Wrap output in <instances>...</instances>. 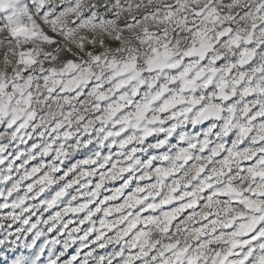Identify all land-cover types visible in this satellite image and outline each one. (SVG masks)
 Masks as SVG:
<instances>
[{"label":"snow or ice","instance_id":"6c2138e0","mask_svg":"<svg viewBox=\"0 0 264 264\" xmlns=\"http://www.w3.org/2000/svg\"><path fill=\"white\" fill-rule=\"evenodd\" d=\"M186 3L187 0H168L164 5H153L140 11L139 0H136V3H133V0H107V4L103 7L100 6V0H62V2L61 0H0V115L14 110L17 91L21 92V99L26 98L23 90L18 89V85H29L26 95L27 98H32L34 77L41 83L51 80L64 84L65 87L70 82L72 83L70 91H64L59 87L48 91L51 92L52 97L62 93L64 96H76L78 101H83L95 87H107L99 84L102 77L92 68L99 64L116 67L118 63L123 67H131L130 62L138 59L135 53L142 51L139 45L144 43V38L152 36H164L166 39L163 46L149 48V53H155L156 61L162 57L167 58L170 55L168 49L174 46V42L170 43L167 40L169 31L172 32L175 40L186 37L189 43H194L191 51L229 45L231 41L229 47L235 46V54L231 57L221 55L213 62L217 66H222L229 59L235 61L230 67L232 74H238L240 77L236 81L239 89L246 92L249 99L256 90L264 94V87L261 86V82H264V40L260 39L264 36V20H262L264 0H257L256 4H249L244 8L240 7L239 0H207L205 6L199 9L186 7ZM133 9L138 14H130ZM148 18H151L153 23L161 24L162 28L153 33L151 27H145L136 36H132L127 31ZM245 20L251 22L246 46L236 45L234 37L237 30L234 25L237 21ZM257 20L262 22L257 24L255 23ZM189 21L195 23L190 24ZM205 26H207V35H204ZM97 30L104 33L102 39L95 35ZM197 34H200L199 42H195ZM212 35H215L217 40L209 45L207 41ZM133 40L137 41L135 45L129 43ZM9 45L15 47L10 48ZM121 52L127 53L123 59L120 58ZM13 56L17 68L8 66L5 70L6 62ZM185 57H190V51H185ZM89 61L92 68H89ZM170 67L175 68L176 65L172 64ZM192 67L194 68L195 65ZM37 68L40 70L36 71ZM190 70L186 69V72ZM10 77L14 79L9 82ZM191 82L185 80V84ZM140 83L143 84V81L141 80ZM208 83H211V80ZM81 84L84 85L82 90L77 86ZM116 87L119 88L120 84ZM167 106L166 103L164 108ZM164 108H161V111H164ZM206 112L207 109L199 111L197 118L204 117ZM248 116L253 124L264 122V113L256 107L251 108ZM56 125L62 127L59 121H56ZM7 126L9 130L16 129L19 146L15 150L10 148L6 150L0 145V165L5 163L3 156L8 155L9 152L16 170H24L26 165L27 170L23 171L22 175L18 171V179L23 181L18 187L21 190L26 188L28 197L21 196L16 201L20 191L15 193L9 191L8 195L11 197L9 203L5 202L4 194L0 193V217L12 212L15 221L6 224L8 233L0 234V242H2L0 252H5V248L16 239L17 235L23 239L24 234L29 233L26 242L31 241L41 225H47L45 231L50 232L53 237L59 233L60 239L63 240L64 232L60 228L54 229L50 221L59 218L61 208L57 206V201L65 196L67 189L72 188V184H67L66 187L55 184L53 176L41 172V168L37 165L41 163L42 158L48 161L56 159L63 166L61 169H53L55 175L71 179L69 172L64 170L69 168V163L62 162L59 158L67 156L68 150L74 149L76 155L70 161L72 171L76 170V160H79L86 169L89 155L95 145L91 144L89 134L84 136L83 141L73 140L66 135L67 145L57 139L56 144L59 147L53 150L51 144L42 146L40 141L33 139V136L40 131L39 128H26L22 120H13ZM4 131L5 126L0 125V133ZM221 131L226 142L218 146H210L202 140L189 145L182 142L183 137L178 140L171 135L166 141L167 144L175 146L173 151H177L176 159L186 160L188 165L193 163L195 153L208 158L207 167L196 169L199 174L198 183L201 185L198 191L202 194L198 199H191L195 193L189 187L187 198L181 197L178 201H172L170 197L163 201L158 212L150 211L154 207L151 203L143 211V217L158 218L155 227L165 234L167 243L160 241L151 243L147 239L140 243L141 237L153 225L148 220H144L143 223L133 220L130 224H121V239L126 241L134 239V242L128 246L113 248L111 243H105L103 237L96 236L92 231L91 235L83 237L86 241L83 245L74 244L71 248L58 247L56 249L58 258L53 264H65V262L89 264L93 258H95L94 264H264V138L253 140L252 137L256 135L255 129L250 130L244 126L239 127V133L227 125ZM216 134L219 135V132ZM238 134L240 139L234 143ZM145 135L149 134L145 133ZM152 139L160 141L158 146L160 152L168 150L164 147L165 141L162 137H152ZM253 147L260 150L253 151ZM189 149L192 153H189ZM28 152L33 153L31 158L28 157ZM150 156H152L151 152L144 159L148 160ZM125 159L130 160L131 156ZM164 159L166 160L167 157ZM112 160V156L106 157V161ZM92 164L95 165L94 160ZM114 166L113 163H107L104 167L110 169ZM153 166H155L154 160ZM120 170L128 171L123 167ZM237 174L239 179L228 183ZM84 175H88L86 170ZM217 176L223 177V180L218 181L220 187H217L215 180ZM245 178L246 187L241 191L236 184L243 183ZM3 179L12 185L11 177L5 176ZM63 183L64 181L61 180V184ZM37 184L54 186L51 190L41 187L39 192L33 195V189ZM96 187L100 188V183L97 182ZM72 199L75 200V196ZM214 200H226L232 207H216ZM116 202L120 203L119 200ZM63 207L68 209L69 205L64 203ZM93 207L95 208L96 205ZM202 207H206L207 211L202 218L194 219L191 214ZM237 207L244 208L245 211L233 214ZM70 210L78 211L75 208ZM21 212L23 215H20ZM101 223L103 225V222ZM75 226L76 222L72 220L63 227L71 230ZM88 227V224L81 221L78 230L83 233ZM4 235L9 236V241L4 242ZM173 235L178 239H172ZM41 243L43 241L37 243L36 248H39ZM16 251L19 249L17 248ZM5 254L9 258L14 255ZM47 255V248H43L36 259L43 264V257ZM0 264H7V261L0 258ZM19 264H27V260L20 257Z\"/></svg>","mask_w":264,"mask_h":264},{"label":"clouds","instance_id":"9594fccd","mask_svg":"<svg viewBox=\"0 0 264 264\" xmlns=\"http://www.w3.org/2000/svg\"><path fill=\"white\" fill-rule=\"evenodd\" d=\"M167 2L168 0H147L145 3V0H139V9L143 11L153 5H164ZM206 2L207 0H187L186 7L199 9L204 7ZM256 2L257 0H239L241 8L247 7L249 4H256ZM133 3H136V0H133ZM104 4H107V0H100V6L103 7ZM130 14L138 13L133 9ZM262 20H257L255 23L259 24ZM189 23L193 24L195 21H189ZM145 27H151L152 32L155 33L162 28V25L153 23L151 18H148L127 31L132 36H136ZM234 28L237 30L234 37L236 45L246 46L251 22L237 21ZM95 35L101 39L104 37V33L99 30ZM204 35H207V26H205ZM165 39L164 36L144 38V43L139 45L142 51L135 53L138 59L130 62L131 67H123L118 63L116 67L99 64L92 68L91 61H89V68L102 77L99 84L107 87H95L83 101H78L76 96H64L62 93L57 97H52L51 92L48 91V89L55 90L58 87L63 88L64 91H70L72 90L70 82L65 87L64 84L51 80L41 83L34 77V86L31 89L32 98H27L26 95L29 85H18V89L23 90L26 98L21 99V92L17 91L14 110L0 115V125L5 126V131L0 133V145L6 150L10 146H19V141L16 140V129L9 130L7 126L13 120H22L26 128H39L40 131L33 136V139L40 141L42 146L51 144L53 150L59 147L56 144L57 139L67 145L66 135L73 140L83 141L86 134H89L90 142L95 145V148L91 150L86 169L79 160H76V170L72 171L69 162L76 155L74 149L68 150L67 156L59 158L60 161L69 163V168L64 170L69 172L71 179L56 176L53 172V169H61L62 163H58L56 159L50 161L46 158L41 159V163L37 166L41 168V172L53 176L55 184H60L61 187L72 184V188L67 189L65 196L57 201V206L61 208L59 218L50 221L54 229L60 228L64 232V239H60L59 233L53 237L50 232L45 231L47 225H41L31 241L26 242L29 233H25L23 239L17 235L16 239L12 240L10 245L5 248V252H0V258L6 260L7 264H19L20 257H24L27 264H40L36 257L40 255L43 248H47L48 251V255L43 257V264H53V261L58 258L56 252L58 247L71 248L74 244L83 245L86 243L83 237L91 235L92 231L96 233V236L103 237L105 243H111L113 248L126 247L134 242V239L127 241L121 239V224L127 225L133 220L140 223L148 220L153 225L141 237L140 243H143L145 239L151 243L157 241L167 243L165 234L155 227L158 218L143 217V211L151 203L154 207L150 211L158 212L163 201L170 197L172 201H178L181 197L187 198L189 187L195 193L191 199H198L202 194L198 191L201 185L198 183L199 174L196 169L208 165V158L200 153L193 155L191 165H188L186 160H177V151H173L175 146L166 143L169 136L176 137L178 140L183 137L182 142L189 145L202 140L210 146H218L220 143L226 142L221 130L227 125L237 133H239L240 126L250 130L255 129L256 135L252 137L253 140L264 138V122L253 124L248 116L252 107H256L261 113H264V94L256 90L252 93V98L249 99L248 94L239 89L236 81L240 77L238 74L233 75L230 67L235 61L229 59L222 66H217L213 62L221 55L231 57L235 54V46L229 47L232 42L230 41L229 45L191 51L194 43H189L186 37L175 40L172 32L169 31L167 40L170 43L174 42V46L168 49L170 55L167 58L162 57L156 61L155 53H149L148 49L163 46ZM199 39L200 34H197L195 42H199ZM260 39L264 40V36H261ZM216 40V36L212 35L207 43L212 45ZM129 43L135 45L137 41L133 40ZM9 47L15 46L9 45ZM186 50L190 51L188 58L185 57ZM126 55L127 53L121 52L120 58L123 59ZM14 61L15 57H10L6 62L5 70L8 66L16 69ZM205 61L207 62L205 63ZM172 64H175L176 67L171 68ZM193 65H195L194 68ZM186 69L191 70L186 72ZM39 70V68L36 69V71ZM12 79L14 78L10 77L9 82ZM141 80L143 84L140 83ZM185 80L192 82L185 84ZM209 80L211 83H208ZM117 84H120L119 88L116 87ZM77 86L82 90L84 85ZM261 86L264 87V82H261ZM4 102L7 104V100ZM166 103L168 106L164 108ZM161 108H164V111H161ZM203 109H207L205 116L197 118V113ZM56 121H59L62 127H57ZM218 132L219 135L216 134ZM145 133L149 135L146 136ZM152 137H162L165 141L164 147L168 150L160 152L158 147L160 141L152 139ZM239 139L238 134L234 143H237ZM252 150L259 151L260 149L253 147ZM150 152L152 156L145 160L144 157L148 156ZM189 153H192L191 149H189ZM52 154L54 155L55 152L53 151ZM109 155L113 158L110 162L106 161V157ZM9 156H11V152L3 156V159L8 160ZM32 156L33 153L28 152V157ZM129 156H131L130 160L125 159ZM164 157L167 159L165 160ZM93 160L95 165L92 164ZM153 160L155 166H153ZM13 163V161H9L6 169H0V193L4 194L5 202L9 201V191L13 193L20 191V196H16V201L21 196L28 197L26 188L21 190L18 187L23 184V181L8 174ZM107 163H113L115 166L110 169L104 167ZM122 167L128 171L122 172L120 170ZM25 170H27L26 165L24 170H16V172L19 171L22 175ZM85 170L88 175H84ZM5 176L12 178V185L4 181ZM125 177H127L126 180ZM238 179L239 175L237 174L228 183ZM61 180L64 181L63 184H61ZM215 180L217 187H220L218 181L223 180V177L217 176ZM120 181L123 183H119ZM97 182L100 183V188L96 187ZM246 183L245 178V181L236 184V187L243 191ZM53 186L37 184L33 189V195L38 193L41 187L51 190ZM73 196H75V200L72 199ZM117 200L120 203H117ZM64 203L69 205L68 209L63 207ZM93 205L96 207L94 208ZM214 205L216 207H232L226 200H214ZM72 208L78 209V211L73 212L70 210ZM12 211H16V209H12ZM206 211L207 208L202 207L191 215L198 220ZM243 211H245L244 208L237 207L233 214ZM20 215L23 213L21 212ZM72 220L76 222L75 228L64 229L63 226ZM81 221L89 225L87 229L83 230V233L78 230L81 227ZM9 222L15 223L12 212L0 217V234L8 233L9 229L6 224ZM189 224H191L190 221ZM110 232L112 235H108ZM172 239H178V237L173 235ZM41 240L43 243L39 248H36L38 241ZM7 241H9V236L4 235V242ZM87 243H91V241H87ZM17 248L19 251H16ZM5 253L14 255L9 258ZM94 261L95 258L89 264H94Z\"/></svg>","mask_w":264,"mask_h":264},{"label":"rangeland","instance_id":"374dc122","mask_svg":"<svg viewBox=\"0 0 264 264\" xmlns=\"http://www.w3.org/2000/svg\"><path fill=\"white\" fill-rule=\"evenodd\" d=\"M14 148L16 149L15 146H10V149H14ZM25 151H26V149H25ZM11 160H12V157L9 156L8 160H5V163L3 165H0V169H6L8 167L9 161H11ZM69 163H71V162H69ZM8 174L12 175L14 178H18L19 173L16 172V167L14 164L12 166L11 171ZM8 202L11 203V197L9 198ZM41 241H38V243H40Z\"/></svg>","mask_w":264,"mask_h":264}]
</instances>
